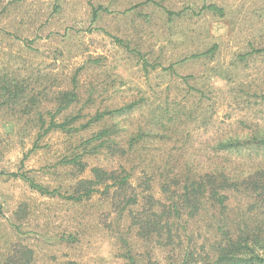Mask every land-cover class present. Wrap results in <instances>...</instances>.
Segmentation results:
<instances>
[{
	"label": "rangeland",
	"instance_id": "obj_1",
	"mask_svg": "<svg viewBox=\"0 0 264 264\" xmlns=\"http://www.w3.org/2000/svg\"><path fill=\"white\" fill-rule=\"evenodd\" d=\"M209 3L222 12L208 11ZM98 6L107 11L93 19ZM213 45V53L202 54ZM262 48L264 0H0V171L25 173L67 195L76 171L61 160L104 125L81 123L95 110L133 101L137 109L116 118V127L149 121L164 109L178 113L171 147L204 163L220 138L264 131V51H255ZM70 89L84 107L78 128L42 134L36 112ZM30 97L40 100L36 106ZM80 103L56 118L75 113ZM244 146L227 155L232 173L264 160V149ZM94 201L80 206L0 175V264L25 263L23 249L32 251L26 264H125L111 231L86 215L103 218L105 208ZM76 216L79 224L88 216L93 222L82 230ZM77 232L73 242L60 238Z\"/></svg>",
	"mask_w": 264,
	"mask_h": 264
},
{
	"label": "trees",
	"instance_id": "obj_2",
	"mask_svg": "<svg viewBox=\"0 0 264 264\" xmlns=\"http://www.w3.org/2000/svg\"><path fill=\"white\" fill-rule=\"evenodd\" d=\"M204 8L222 12L213 3ZM100 11L107 9L92 8L93 19ZM116 41L122 43L118 38ZM214 50L215 45L202 54ZM29 100L33 106L40 101L37 97ZM80 101L75 113L60 121L56 118ZM50 102V109L36 112L42 134L78 128L84 107L75 89L59 91ZM137 103L95 110L81 123V128L99 121L104 125L77 145L78 152L61 160L76 171L77 179L67 195L35 182L25 173L0 171V175L22 178L40 194L62 197L80 206L101 201L103 218L94 212L86 215L94 216L96 224L101 220L102 226L111 231L125 264H264V160L238 174L232 173L227 157L244 145L264 149V131L226 135L213 145L208 160L200 163L189 159L186 148L176 150L170 145L181 125L175 121L180 118L178 113L164 109L158 116L150 114L149 121L142 118L116 127L115 119L129 116ZM108 121L112 122L105 124ZM87 157H102L104 162L90 166ZM86 171L88 177L78 178ZM90 216L82 217L80 224L74 217L76 225L85 230L93 222ZM78 235L63 233L60 238L73 242ZM19 253L26 258L23 264L30 262V249ZM61 264L78 263L68 259Z\"/></svg>",
	"mask_w": 264,
	"mask_h": 264
}]
</instances>
